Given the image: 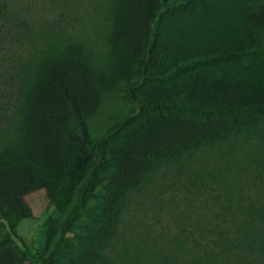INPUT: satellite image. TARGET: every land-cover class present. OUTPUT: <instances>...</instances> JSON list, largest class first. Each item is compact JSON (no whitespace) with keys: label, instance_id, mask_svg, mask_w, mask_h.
<instances>
[{"label":"trees","instance_id":"1","mask_svg":"<svg viewBox=\"0 0 264 264\" xmlns=\"http://www.w3.org/2000/svg\"><path fill=\"white\" fill-rule=\"evenodd\" d=\"M182 6L169 0H0V223L24 212L26 190L41 183L43 174L84 172L60 237L40 264L60 263L78 219H96L98 198L109 193L120 200L151 173L237 141L258 151L254 167L238 173L232 190L219 189L213 204L205 201L202 234L185 241L190 251L223 264H264V90L255 100L226 79L203 84L192 99L158 90L175 76L155 69L161 64L160 22ZM74 10L101 11L111 28L115 48L107 69L91 55L101 44L95 47L96 40L82 32L79 43L71 40L75 27L69 29L68 19L79 16ZM247 21L245 45L211 60L198 58L197 64L249 57L252 68L264 66V0ZM133 63L135 80L129 78L124 88L131 109L102 135L91 136L88 122L115 73ZM134 128L120 147L108 148ZM78 145L87 152L65 162L66 148ZM17 249L6 232L0 264H25Z\"/></svg>","mask_w":264,"mask_h":264},{"label":"rangeland","instance_id":"2","mask_svg":"<svg viewBox=\"0 0 264 264\" xmlns=\"http://www.w3.org/2000/svg\"><path fill=\"white\" fill-rule=\"evenodd\" d=\"M169 1H182L183 6L160 22L161 64L155 69L175 76L158 90L192 99L201 92L203 84L208 88L215 81L226 79L252 94L255 100L260 99L264 66L252 68L251 58H223L206 64L196 61L204 56L211 60L245 45L250 29L248 14L261 0ZM74 13L79 16L68 19L69 29L75 27L71 40L79 43L84 33L89 40H96L92 42L95 47L101 44V51L95 50L91 55L101 68L107 69L115 46L111 28L99 16L101 11ZM133 68L134 63L131 69L124 65L118 68L109 92L102 96L97 112L88 122L91 136L102 135L131 109L124 88L129 78L135 80ZM146 89L149 87L139 93ZM152 118L161 116L154 114ZM134 130L112 141L108 148L120 147ZM66 152L63 158L69 162L76 153L87 150L78 145L66 148ZM258 156V151L243 141L220 144L189 154L174 167L151 173L140 187L120 200H113L107 193L93 204L96 219H78L59 264H223L217 257L203 258L194 249L190 251L185 238H200L199 215L206 207L205 201L213 204L219 189L235 187L238 173L254 167ZM63 172H40L43 181L26 190L24 212L13 214L9 221L1 220L0 238L6 232L11 235L25 264H40L41 258L51 252L75 204L84 172L66 176Z\"/></svg>","mask_w":264,"mask_h":264}]
</instances>
